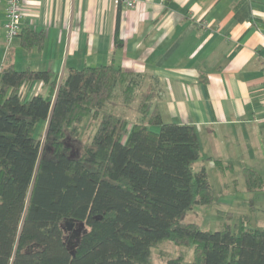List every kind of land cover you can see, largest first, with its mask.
Instances as JSON below:
<instances>
[{"label": "trees", "instance_id": "16d2710c", "mask_svg": "<svg viewBox=\"0 0 264 264\" xmlns=\"http://www.w3.org/2000/svg\"><path fill=\"white\" fill-rule=\"evenodd\" d=\"M20 36L29 47L43 33ZM139 77L113 65L72 68L54 98H27L35 81L53 88V73L0 68V264H152V248L166 240L192 245L190 264H264V228L237 232L224 221L210 231L181 220L213 202L194 127L163 121L151 91L132 122L106 106L137 98ZM91 112L100 116L92 142L74 155L67 132ZM245 179L249 190L261 187L253 170Z\"/></svg>", "mask_w": 264, "mask_h": 264}, {"label": "crops", "instance_id": "0c3cea01", "mask_svg": "<svg viewBox=\"0 0 264 264\" xmlns=\"http://www.w3.org/2000/svg\"><path fill=\"white\" fill-rule=\"evenodd\" d=\"M4 20L0 0V68L48 70L57 83L85 66L139 74L163 121L194 127L212 203L241 215V229L264 228V0H27L7 48ZM23 30L41 43L24 47Z\"/></svg>", "mask_w": 264, "mask_h": 264}, {"label": "rangeland", "instance_id": "374dc122", "mask_svg": "<svg viewBox=\"0 0 264 264\" xmlns=\"http://www.w3.org/2000/svg\"><path fill=\"white\" fill-rule=\"evenodd\" d=\"M7 44L10 45V43H4V47L7 48ZM41 82L42 81H39L37 84L36 82L31 84V86H35L34 92L35 89H44L43 82ZM58 85L59 82L57 83L56 81L54 85L55 87L53 86V89L56 88L57 90ZM148 91L149 90L148 88H146V86L140 85L139 88L135 91L137 98L131 101V103H129L128 105L123 104L120 98L113 96V98H111V100H109L106 105L107 109L115 113L124 115L132 122V120H134L135 107L138 103H140V96L142 94L144 95ZM42 92H44V90ZM115 93L118 94V91H115ZM99 119L100 116L96 118L91 112L90 114L84 116L80 122H77V124H75L76 130L74 131V133L70 134L67 132L66 142L71 146L72 154L79 155L80 153H82L84 147L91 144L92 137L96 131ZM46 125V122L40 121L35 128V134L37 136H40L42 144L44 143V133L46 130ZM181 220L183 222H195L202 229L210 231L220 229L224 221H229L232 225V228L240 232L242 230L241 225L243 217L236 213L233 216L230 212L222 209L221 206L217 205L216 203H210L205 205H194L191 209L184 211ZM173 258H180L181 264H190L193 258V246L190 244H176L172 241L166 240L162 241L152 248V264H167V261Z\"/></svg>", "mask_w": 264, "mask_h": 264}, {"label": "built area", "instance_id": "2783aa9c", "mask_svg": "<svg viewBox=\"0 0 264 264\" xmlns=\"http://www.w3.org/2000/svg\"><path fill=\"white\" fill-rule=\"evenodd\" d=\"M27 0H5V20L4 31L6 42L9 43L21 30V19L24 13V3ZM127 6H134V1H127ZM39 81H36V84ZM35 83V82H34ZM42 83V82H41ZM35 86H31L34 92ZM23 92L25 89H22ZM40 89H35V93H39Z\"/></svg>", "mask_w": 264, "mask_h": 264}, {"label": "water", "instance_id": "95a60500", "mask_svg": "<svg viewBox=\"0 0 264 264\" xmlns=\"http://www.w3.org/2000/svg\"><path fill=\"white\" fill-rule=\"evenodd\" d=\"M82 227H83V224L80 223L79 226L77 227V229L74 230L73 234L78 235L79 232L81 231Z\"/></svg>", "mask_w": 264, "mask_h": 264}]
</instances>
